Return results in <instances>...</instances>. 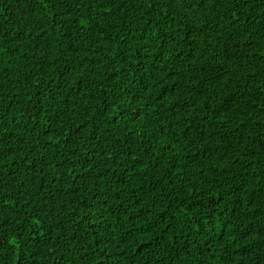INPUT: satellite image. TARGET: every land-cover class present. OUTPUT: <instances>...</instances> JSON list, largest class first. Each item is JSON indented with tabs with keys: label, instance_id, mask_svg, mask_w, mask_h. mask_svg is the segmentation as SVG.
<instances>
[{
	"label": "trees",
	"instance_id": "obj_1",
	"mask_svg": "<svg viewBox=\"0 0 264 264\" xmlns=\"http://www.w3.org/2000/svg\"><path fill=\"white\" fill-rule=\"evenodd\" d=\"M0 264H264V0H0Z\"/></svg>",
	"mask_w": 264,
	"mask_h": 264
}]
</instances>
